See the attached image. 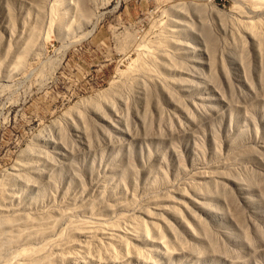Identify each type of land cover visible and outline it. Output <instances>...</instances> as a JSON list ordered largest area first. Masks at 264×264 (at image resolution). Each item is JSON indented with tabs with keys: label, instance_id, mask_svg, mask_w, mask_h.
Instances as JSON below:
<instances>
[{
	"label": "rangeland",
	"instance_id": "rangeland-1",
	"mask_svg": "<svg viewBox=\"0 0 264 264\" xmlns=\"http://www.w3.org/2000/svg\"><path fill=\"white\" fill-rule=\"evenodd\" d=\"M0 264H264V0H0Z\"/></svg>",
	"mask_w": 264,
	"mask_h": 264
},
{
	"label": "bare ground",
	"instance_id": "bare-ground-1",
	"mask_svg": "<svg viewBox=\"0 0 264 264\" xmlns=\"http://www.w3.org/2000/svg\"><path fill=\"white\" fill-rule=\"evenodd\" d=\"M197 6V5H196ZM198 7V6H197Z\"/></svg>",
	"mask_w": 264,
	"mask_h": 264
}]
</instances>
